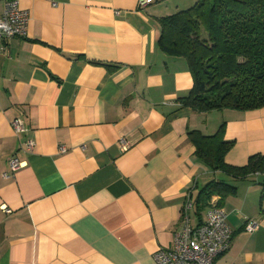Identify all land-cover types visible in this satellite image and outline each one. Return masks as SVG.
<instances>
[{"label":"crops","instance_id":"crops-1","mask_svg":"<svg viewBox=\"0 0 264 264\" xmlns=\"http://www.w3.org/2000/svg\"><path fill=\"white\" fill-rule=\"evenodd\" d=\"M16 1L29 21L0 54V264H157L187 199L191 224L206 220L209 202L197 200L212 180L237 187L221 201L233 233L213 264H264L260 177L211 171L189 136L225 123L224 140L234 141L225 161L243 166L264 155V108L182 106L192 75L157 44L160 20L197 0L144 9L136 0ZM17 117L27 128L19 135ZM11 157L24 165L4 178Z\"/></svg>","mask_w":264,"mask_h":264},{"label":"trees","instance_id":"trees-1","mask_svg":"<svg viewBox=\"0 0 264 264\" xmlns=\"http://www.w3.org/2000/svg\"><path fill=\"white\" fill-rule=\"evenodd\" d=\"M157 44L166 54L185 59L193 85L182 106L199 113L264 108V0H197L195 4L160 20ZM225 123L212 135L190 132L196 157L211 171L234 181L259 176V210L264 216V155L254 154L243 166L228 164L234 141L224 140ZM237 187L223 180L208 182L197 205L212 196L221 201Z\"/></svg>","mask_w":264,"mask_h":264},{"label":"built area","instance_id":"built-area-1","mask_svg":"<svg viewBox=\"0 0 264 264\" xmlns=\"http://www.w3.org/2000/svg\"><path fill=\"white\" fill-rule=\"evenodd\" d=\"M138 8H146L151 0H136ZM29 21V12L18 7L16 0H4L0 11V54L4 53L8 40L13 37H26ZM11 126L16 135L27 131L21 117L11 121ZM25 151L31 152L33 142L26 140L22 143ZM122 148L126 143L122 141ZM65 151L64 147L60 149ZM24 165L15 157L9 159V171L3 173V177L12 176ZM219 196H213L209 201V209L206 220L200 225H192L188 209L190 201L187 199L183 206L182 224L173 234L172 247L160 248L154 253L157 264H213L214 260L230 246L232 229L227 222V214L220 205ZM6 213L11 210L2 207ZM255 220H248L244 230L248 233L255 232L257 228Z\"/></svg>","mask_w":264,"mask_h":264},{"label":"rangeland","instance_id":"rangeland-1","mask_svg":"<svg viewBox=\"0 0 264 264\" xmlns=\"http://www.w3.org/2000/svg\"><path fill=\"white\" fill-rule=\"evenodd\" d=\"M0 9H1V2H0ZM261 182V181H260Z\"/></svg>","mask_w":264,"mask_h":264}]
</instances>
